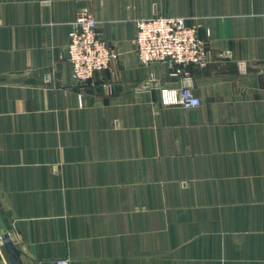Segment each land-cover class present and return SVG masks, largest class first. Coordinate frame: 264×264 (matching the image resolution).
I'll list each match as a JSON object with an SVG mask.
<instances>
[{"label":"crops","instance_id":"crops-1","mask_svg":"<svg viewBox=\"0 0 264 264\" xmlns=\"http://www.w3.org/2000/svg\"><path fill=\"white\" fill-rule=\"evenodd\" d=\"M84 8L119 55L78 84L65 53ZM169 15L211 41L186 79L135 49L137 20ZM162 85L201 104H164ZM5 233L23 264H264V0H0V264H13Z\"/></svg>","mask_w":264,"mask_h":264},{"label":"built area","instance_id":"built-area-1","mask_svg":"<svg viewBox=\"0 0 264 264\" xmlns=\"http://www.w3.org/2000/svg\"><path fill=\"white\" fill-rule=\"evenodd\" d=\"M98 21L87 8L79 11L72 22L66 44L65 57L70 62L74 81L85 84L97 72L110 70L118 58L117 50L99 32ZM200 23H191L180 15L153 16L136 22L135 49L139 61L149 65L166 61L172 67V76L189 75L191 65L205 67L210 61V40L199 35ZM210 36V30H206ZM157 79L152 76L151 82ZM161 102L182 105L184 108L201 104L191 87L162 85ZM56 264H71L69 257H61Z\"/></svg>","mask_w":264,"mask_h":264},{"label":"water","instance_id":"water-1","mask_svg":"<svg viewBox=\"0 0 264 264\" xmlns=\"http://www.w3.org/2000/svg\"><path fill=\"white\" fill-rule=\"evenodd\" d=\"M4 245L12 259L13 264H23L20 253L15 245V241L11 238L9 233L3 235Z\"/></svg>","mask_w":264,"mask_h":264}]
</instances>
